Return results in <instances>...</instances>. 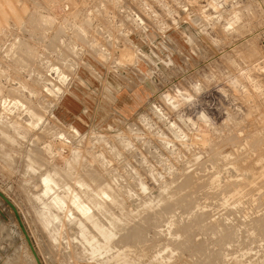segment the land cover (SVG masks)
I'll list each match as a JSON object with an SVG mask.
<instances>
[{
	"label": "rangeland",
	"instance_id": "374dc122",
	"mask_svg": "<svg viewBox=\"0 0 264 264\" xmlns=\"http://www.w3.org/2000/svg\"><path fill=\"white\" fill-rule=\"evenodd\" d=\"M0 193L41 264H264V0H0Z\"/></svg>",
	"mask_w": 264,
	"mask_h": 264
},
{
	"label": "bare ground",
	"instance_id": "6f19581e",
	"mask_svg": "<svg viewBox=\"0 0 264 264\" xmlns=\"http://www.w3.org/2000/svg\"><path fill=\"white\" fill-rule=\"evenodd\" d=\"M4 3V2H3ZM121 57L123 58V59H125V60H130V56H129V54H123V55H121ZM61 78V77H60ZM31 113V112H30ZM33 114V113H32ZM36 116V115H35ZM32 118V117H31ZM33 118H34V114H33ZM37 118V117H36ZM38 119V118H37ZM37 122V121H36ZM21 125V124H20ZM36 125V124H35ZM61 149V148H60ZM27 153V152H26ZM27 156H28V154H27ZM31 157V156H30ZM28 158L26 157V160H27ZM29 160V159H28ZM31 160H32V158H31ZM36 160V159H35ZM33 165V164H32ZM25 170H26V172L28 171V166H27V168H26V166H25V168H24ZM41 175V174H40ZM41 178H40V184H41V192L39 193V194H37L34 198L35 199H37V200H42L43 201V199H46L47 201H46V203H43V205H41V207L42 206H44V208L46 207H50V206H52V207H55V208H57L60 212H66L65 214V216H64V218H66L67 220H68V218L69 217H72V215L74 214V213H72L71 212V210H67V207H66V203L68 204V202L66 201V203H65V199L67 198V196H66V194L67 193H65L64 192V194H62L61 196L58 194V192L57 191H59L60 189H59V186H58V184H57V182L55 183L51 178H50V176L49 175H47V174H42L41 176H40ZM60 183V182H59ZM187 183V182H186ZM78 184V183H77ZM38 185V184H37ZM80 185V184H79ZM40 186V185H39ZM64 186V185H63ZM59 189V190H58ZM69 189V188H68ZM70 190V189H69ZM67 191V190H66ZM98 191V190H97ZM101 191H103V190H101ZM100 190H99V193L101 192ZM62 192V191H61ZM63 193V192H62ZM107 193V192H106ZM103 194V193H102ZM102 194H100V196L102 197ZM96 195H97V193H96ZM105 195V194H104ZM103 195V196H104ZM109 195V194H108ZM103 198V197H102ZM106 198H107V194H106ZM69 200V204L74 208V210H75V213H78V215L80 216L79 218H80V220H81V217L86 221V222H89L94 228H96L97 226H96V224L94 223V218H93V215H88L89 214V212H90V209H89V207H87L83 202H81V201H79V199L76 197V195L75 196H73V194H72V197L71 198H69L68 199ZM101 202V201H100ZM37 203V202H36ZM91 204V203H90ZM70 206V207H71ZM40 207V206H39ZM72 208V209H73ZM166 208V207H165ZM164 208V209H165ZM41 209V208H40ZM48 210H49V208H48ZM47 211V210H46ZM73 211V210H72ZM102 211V210H101ZM100 211V212H101ZM165 211H166V209H165ZM57 212V211H56ZM99 212V211H98ZM49 213V212H48ZM91 214V213H90ZM48 215V214H47ZM77 215V216H78ZM74 217H76V216H74ZM49 218V217H48ZM47 218V219H48ZM93 218V219H92ZM105 218V217H104ZM52 220H54V222L55 221H58V217H56L55 215H54V217L52 216ZM77 220V219H76ZM79 220V219H78ZM79 220V221H80ZM71 221H72V218H71ZM64 222V221H63ZM82 222H84V221H82ZM99 222V221H98ZM45 223V222H44ZM93 223V224H92ZM50 224V223H49ZM60 224V223H59ZM64 224V223H63ZM41 225V224H40ZM100 225V224H99ZM115 225V224H114ZM61 226V225H60ZM188 226V225H187ZM49 227V226H48ZM76 227H77V225H76ZM44 228V227H43ZM63 228V227H62ZM183 228V227H182ZM213 228V227H212ZM47 229V228H46ZM78 229V233H79V235L81 234V236H82V233H83V231H82V228H80V227H78L77 228ZM98 229V228H97ZM207 229V228H206ZM217 229V228H216ZM220 229V228H219ZM44 230V229H43ZM121 230H123L122 228H121ZM98 231V230H97ZM103 231V230H102ZM118 231V230H117ZM120 231V230H119ZM115 232V231H114ZM220 232V231H219ZM56 233V232H55ZM93 233V232H92ZM99 233V232H98ZM109 233H110V231H109ZM118 233V232H117ZM128 233V232H127ZM133 233V232H132ZM100 234L103 236V237H106V236H104L103 235V233L102 232H100ZM111 234V233H110ZM55 235V234H54ZM88 235V234H87ZM132 235V234H131ZM57 236V235H56ZM55 236V237H56ZM132 237H133V235H132ZM131 236H130V238H132ZM5 238V237H4ZM128 238V237H127ZM126 238V239H127ZM134 238V237H133ZM6 239H8V238H6ZM5 239V240H6ZM10 239V238H9ZM97 239V238H96ZM106 239V238H105ZM124 239V238H123ZM123 239H122V241H123ZM55 240V239H54ZM90 240H91V238H90ZM131 240V239H130ZM83 242V241H82ZM123 242H125V241H123ZM132 242V241H131ZM94 243V242H93ZM122 243V242H121ZM58 244H59V241H58ZM128 244V243H127ZM92 245V244H91ZM121 246H124V245H121ZM129 246V245H128ZM117 247V246H116ZM86 248V247H85ZM129 249V248H128ZM98 250V249H97ZM117 251V250H116ZM119 251V253H120V250H118ZM89 253V252H88ZM105 254V253H104ZM121 255V254H120ZM116 257V256H115ZM117 257H118V255H117ZM116 257V258H117ZM119 258V257H118ZM117 258V259H118ZM104 259V258H103ZM122 259V258H121ZM119 260H120V258H119ZM224 263V262H223Z\"/></svg>",
	"mask_w": 264,
	"mask_h": 264
},
{
	"label": "water",
	"instance_id": "95a60500",
	"mask_svg": "<svg viewBox=\"0 0 264 264\" xmlns=\"http://www.w3.org/2000/svg\"><path fill=\"white\" fill-rule=\"evenodd\" d=\"M0 198L9 206V208L13 212L14 217H15L17 223H18L19 229H20V231H21V233H22V235L24 237V240H25V242L27 244V247H28L32 257H33V260H34L35 264H41L40 261H39V258L37 256V253H36L32 243H31V240H30V238H29V236H28V234H27V232H26V230H25V228H24V226H23V224L21 222V219H20V217L18 215L17 210L1 193H0Z\"/></svg>",
	"mask_w": 264,
	"mask_h": 264
}]
</instances>
